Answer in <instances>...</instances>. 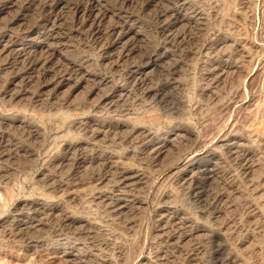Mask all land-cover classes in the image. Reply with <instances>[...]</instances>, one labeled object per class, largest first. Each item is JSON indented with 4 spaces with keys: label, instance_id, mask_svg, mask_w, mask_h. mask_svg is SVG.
<instances>
[{
    "label": "rangeland",
    "instance_id": "rangeland-1",
    "mask_svg": "<svg viewBox=\"0 0 264 264\" xmlns=\"http://www.w3.org/2000/svg\"><path fill=\"white\" fill-rule=\"evenodd\" d=\"M62 78H85L76 97ZM0 114L39 124L0 121V264H75L56 247L78 264H264V0H0ZM126 114L159 133L104 135ZM168 124L188 133L159 154ZM215 152L210 175L178 174ZM127 166L144 179L124 189ZM47 194L45 215L23 207Z\"/></svg>",
    "mask_w": 264,
    "mask_h": 264
},
{
    "label": "bare ground",
    "instance_id": "bare-ground-1",
    "mask_svg": "<svg viewBox=\"0 0 264 264\" xmlns=\"http://www.w3.org/2000/svg\"><path fill=\"white\" fill-rule=\"evenodd\" d=\"M4 6H6V5H4ZM7 7V6H6ZM6 9V8H5ZM177 17H178V21H179V23H181V22H183V21H185L186 19H185V16H178L177 15ZM15 22H17V23H19V22H21V19H16L15 20ZM126 32V31H125ZM125 35H127V36H129V37H132L133 39H136L137 40V38L139 37V34L137 33V31L136 32H134L132 29H128V32L127 33H125ZM124 36V35H123ZM131 38V39H132ZM35 47H37V48H35ZM13 48V47H12ZM33 49H39V50H42V49H45V45L43 44V42L42 43H38V44H36V46H34V47H32ZM15 49V48H14ZM46 49H48V48H46ZM5 50V49H4ZM49 50V49H48ZM2 51L3 50H1V53H2ZM38 51V50H37ZM57 57H62V55H61V53L59 54V53H56L55 54ZM64 60L66 61V63L68 64V66L70 67V68H72L73 70H77V71H82L81 70V68H79L80 66H78V65H76V63L73 61V60H71V59H69V58H64ZM157 65H158V63L157 62H155L154 64H153V66H152V68H156L157 67ZM150 66H147L146 67V71L147 70H150ZM217 68H219V66L217 67ZM152 70V69H151ZM150 70V71H151ZM148 72V71H147ZM146 72V73H147ZM84 74V73H83ZM221 75H223V73L221 74ZM218 77H220L221 78V76L219 75ZM62 79H64V78H62ZM80 79V78H79ZM85 78H81V80L80 81H76V83L75 84H72L71 83V81H70V79H64V80H60V81H58V83L54 86V89L55 90H60V91H62V90H64L65 88H67V87H70L71 88V91L70 92H72L73 94H75V97H76V93H79L78 91L81 89V81H83ZM73 80V79H72ZM74 83V82H73ZM83 83V82H82ZM54 85V84H53ZM83 87H84V85H83ZM70 90V89H69ZM69 92V93H70ZM17 93H19V92H17ZM94 93V92H93ZM21 94L22 93H20V95H16V97L14 98L15 100H19V101H22L23 100V97L21 96ZM97 95V94H96ZM74 97V98H75ZM121 97H122V95H121ZM23 114V113H22ZM27 114V113H26ZM26 114H24V115H21V114H18V115H15V116H8V115H3V114H0V121L1 122H4L5 121V123H8L9 125H14V123H16V124H19L20 126L21 125H23L24 127H27V128H29L30 129V125L32 126V127H34V128H36L37 130H38V128H37V126L39 125V124H37V125H35V124H31L30 123V120H31V118H29ZM138 114V113H137ZM14 115V114H13ZM58 115V114H57ZM134 114H126V115H124V117L125 116H128L126 119L124 118V119H119V120H116V121H108V122H101V128L102 129H108V130H104V131H102L103 133H104V135H106V133L109 131V129H113V130H115V132L118 130V129H121V127H123V126H126L127 125V127H128V129L133 133V132H139V133H142V134H147V135H149V136H153L154 134L153 133H155V134H158L159 133V131L157 130V129H154V127L153 126H150V125H146L145 123H141V121L139 120V119H137L136 118V120L132 117ZM137 117V116H136ZM155 120H157V118L155 119ZM63 122V121H62ZM95 124V123H94ZM153 124H155L154 122H152V125ZM97 125H99V124H97ZM111 126H113V128H110ZM31 127V128H32ZM40 128V127H39ZM98 127H96V129H97ZM124 129V128H123ZM122 129V130H123ZM98 130V129H97ZM100 130V129H99ZM125 130H127V129H125ZM120 131V130H119ZM154 131V132H153ZM98 132V131H97ZM101 132V131H100ZM99 132V133H100ZM181 133H188V131L185 129V128H183V127H181V126H178V125H172V124H168L167 126H166V129L163 131V133L161 134V136H159V137H155V138H153V139H151V141H150V143H149V145L152 143L153 145H155V142H156V144H160V146H158L157 148H155V150H157V152L159 153V154H161V153H163L164 151L163 150H165L167 147H170V145H174L175 143H176V141H178L179 139H177V137L179 138V136H180V134ZM98 137V136H97ZM177 139V140H176ZM176 140V141H175ZM97 141V140H96ZM74 142V141H73ZM77 142V141H76ZM78 143V142H77ZM239 143H227V144H224V146L223 147H227V148H230V149H233V148H235V147H237V145H238ZM72 145H73V143H72ZM152 145V146H153ZM70 147V146H69ZM156 147V146H155ZM174 147V146H173ZM168 149V148H167ZM170 149V148H169ZM70 150H71V148H70ZM170 151V150H169ZM153 152H154V150H153ZM156 152V151H155ZM154 152V153H155ZM166 152V151H165ZM153 153V154H154ZM216 153L217 152H215L214 153V156L215 157H212L211 159H209V160H207V161H205V162H203V163H199V164H197V165H190V166H186L184 169H182V170H179L178 171V174L182 177V178H184V177H186L188 174H189V172L190 171H192L193 169V167L194 166H197L198 168L199 167H201L202 166V168L204 169L203 170V172L205 173V174H211L212 173V171H213V167L215 166V160L217 159V156H216ZM157 156H158V154H156ZM157 156H155V157H157ZM159 158V157H158ZM203 158H205V157H203ZM108 160V159H107ZM156 160V159H155ZM217 161V160H216ZM112 163V162H111ZM217 164V163H216ZM125 166V165H124ZM250 166V165H249ZM128 167H130V166H127V167H123V171L121 172L122 173V176H121V178H122V181H121V183L125 186V187H123L124 189L126 188V187H133V186H135L136 184L138 185V182H139V184H141V182L143 181V179L144 178H141V176L142 175H140L139 174V172L138 171H136V170H133V169H128ZM254 168V167H253ZM201 169V168H200ZM248 169H250L249 167H248ZM202 171V170H201ZM192 172H194V171H192ZM175 174V173H174ZM180 179V178H179ZM121 183H120V185H121ZM62 184V183H61ZM65 185V184H64ZM61 186V185H60ZM67 187V186H66ZM66 189V188H65ZM4 196V195H3ZM77 193H71V198L72 199H77ZM5 198V197H4ZM123 197H120V198H117V199H112L110 196H108V200H110V201H112V204L114 205V207L116 208L115 210L117 211V210H121L122 208H126V206L127 205H125L126 204V200L124 199H122ZM48 199H51V197H50V195L49 194H47V195H42V196H40V197H38L37 199H36V201L35 202H31L30 204L28 203L27 204V202L25 203V204H23L22 202V204H23V207H29V210H30V207H37L36 209V211H38L41 215H45L46 214V210L48 209V208H46V201L48 200ZM106 199V198H105ZM104 199V200H105ZM103 200V201H104ZM106 201V200H105ZM125 203V204H124ZM108 204H110V202L108 203ZM112 205V206H113ZM121 205H123V206H121ZM16 206H18V205H16ZM15 207V206H14ZM20 207V206H19ZM23 207H21V208H23ZM50 209V208H49ZM122 210H124V209H122ZM18 211V210H17ZM53 211V210H52ZM14 212V211H13ZM118 212V211H117ZM120 212V211H119ZM20 213V212H19ZM19 213H16V214H19ZM24 213V212H23ZM52 214H53V212H51ZM50 213V214H51ZM163 213V212H162ZM29 214V213H28ZM24 216H25V214H23ZM27 215V214H26ZM164 215V214H163ZM30 216V215H29ZM83 217V216H82ZM27 219H28V216L26 217ZM25 218V219H26ZM70 218L71 219H73L74 221H76V222H74V221H72V223H75V224H83V225H87V227L88 226H91L86 220H80L81 218H80V216L79 215H72L71 214V216H70ZM162 218V217H161ZM22 219V218H21ZM21 219H20V221H21ZM29 220L30 219H28V220H26L25 222L23 221V223L22 224H24V225H26V224H28V225H30L29 223ZM40 220V219H39ZM38 220V221H39ZM19 221V220H18ZM38 221H36L37 223H38ZM41 221V220H40ZM7 221H2L1 220V224H0V227H3V225H5L4 223H6ZM7 224V223H6ZM39 224V223H38ZM38 224L37 225H35V226H38ZM93 224V223H92ZM31 226V225H30ZM29 226V227H30ZM40 227V226H39ZM19 228V227H18ZM27 229H28V226L26 227ZM26 228H24V229H26ZM26 229V230H27ZM90 229V228H89ZM19 230V229H18ZM188 230V229H187ZM21 231H23L22 229H21ZM20 231V232H21ZM19 232V234H22V233H20ZM188 232V231H187ZM191 232H194V229H192L191 230ZM164 233V232H163ZM22 236V235H21ZM20 237V236H19ZM121 238V237H120ZM29 243H30V241H29ZM31 244V243H30ZM37 245V244H36ZM75 245V244H74ZM32 246V245H31ZM123 247V246H122ZM29 249H30V246H29ZM52 250L53 251H62V252H64V254H63V256L65 255V257H67L68 259H71L70 261H72L73 263H75V264H78V263H81L82 261L80 260V255H79V251H80V249L78 248H76V247H56V248H52ZM110 251V250H109ZM52 252V251H51ZM137 252V251H136ZM59 254V253H58ZM54 255V254H53ZM144 255V254H143ZM62 256V257H63ZM47 257V256H46ZM61 257V256H60ZM122 257H124V256H122ZM121 257V258H122ZM235 258H233L232 259V262H236V263H238V264H242V261L237 257V256H234ZM120 258V259H121ZM124 259V258H123ZM122 259V260H123ZM66 260V259H65ZM69 261V260H68ZM67 261V262H68ZM106 262H108V261H106ZM143 262H145V257H143V256H139L138 258H137V261L134 263V264H143ZM83 263V262H82ZM104 263V262H103Z\"/></svg>",
    "mask_w": 264,
    "mask_h": 264
}]
</instances>
